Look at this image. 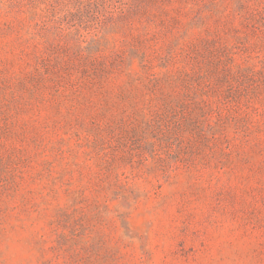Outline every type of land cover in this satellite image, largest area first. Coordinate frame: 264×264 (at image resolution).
I'll list each match as a JSON object with an SVG mask.
<instances>
[{"label": "rangeland", "instance_id": "rangeland-1", "mask_svg": "<svg viewBox=\"0 0 264 264\" xmlns=\"http://www.w3.org/2000/svg\"><path fill=\"white\" fill-rule=\"evenodd\" d=\"M0 264H264V0H0Z\"/></svg>", "mask_w": 264, "mask_h": 264}]
</instances>
